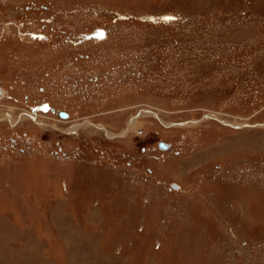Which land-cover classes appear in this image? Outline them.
<instances>
[{
    "label": "rangeland",
    "instance_id": "obj_1",
    "mask_svg": "<svg viewBox=\"0 0 264 264\" xmlns=\"http://www.w3.org/2000/svg\"><path fill=\"white\" fill-rule=\"evenodd\" d=\"M0 264H264V0H0Z\"/></svg>",
    "mask_w": 264,
    "mask_h": 264
},
{
    "label": "bare ground",
    "instance_id": "obj_2",
    "mask_svg": "<svg viewBox=\"0 0 264 264\" xmlns=\"http://www.w3.org/2000/svg\"><path fill=\"white\" fill-rule=\"evenodd\" d=\"M143 114H152L151 112H148V111H143L142 112ZM10 114V113H9ZM8 117V116H7ZM13 117V116H12ZM134 124H136V117L132 118V120L130 121V123L128 124V128L126 130H124L122 133H126L127 130H129L131 127H134ZM79 125H75L76 128H78ZM74 127V128H75ZM161 148V147H160ZM164 149V148H162Z\"/></svg>",
    "mask_w": 264,
    "mask_h": 264
},
{
    "label": "water",
    "instance_id": "obj_3",
    "mask_svg": "<svg viewBox=\"0 0 264 264\" xmlns=\"http://www.w3.org/2000/svg\"><path fill=\"white\" fill-rule=\"evenodd\" d=\"M65 116V114H63ZM161 147H165L162 143L160 144ZM173 187H177V184L175 182L172 183Z\"/></svg>",
    "mask_w": 264,
    "mask_h": 264
}]
</instances>
